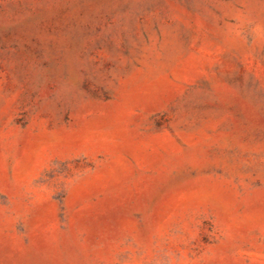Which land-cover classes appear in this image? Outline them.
<instances>
[{
  "label": "rangeland",
  "instance_id": "1",
  "mask_svg": "<svg viewBox=\"0 0 264 264\" xmlns=\"http://www.w3.org/2000/svg\"><path fill=\"white\" fill-rule=\"evenodd\" d=\"M0 264H264V0H0Z\"/></svg>",
  "mask_w": 264,
  "mask_h": 264
}]
</instances>
